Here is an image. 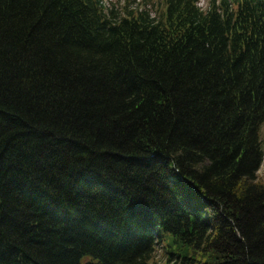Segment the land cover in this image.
I'll return each instance as SVG.
<instances>
[{"label":"trees","instance_id":"16d2710c","mask_svg":"<svg viewBox=\"0 0 264 264\" xmlns=\"http://www.w3.org/2000/svg\"><path fill=\"white\" fill-rule=\"evenodd\" d=\"M198 1L0 0V264H264V0Z\"/></svg>","mask_w":264,"mask_h":264},{"label":"rangeland","instance_id":"374dc122","mask_svg":"<svg viewBox=\"0 0 264 264\" xmlns=\"http://www.w3.org/2000/svg\"><path fill=\"white\" fill-rule=\"evenodd\" d=\"M159 0H103L105 6L113 5L114 8L121 7L124 4H130L131 6H142L150 9L152 13H155L157 10V4ZM209 0H200L199 5L201 8H204ZM129 7V6H126ZM130 8V7H129ZM261 142L263 147V160L261 166L257 172L258 178L260 180H264V126L261 131ZM195 254L191 252V256ZM155 264H162V258L160 252H157L155 257L153 258Z\"/></svg>","mask_w":264,"mask_h":264}]
</instances>
